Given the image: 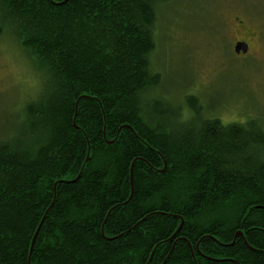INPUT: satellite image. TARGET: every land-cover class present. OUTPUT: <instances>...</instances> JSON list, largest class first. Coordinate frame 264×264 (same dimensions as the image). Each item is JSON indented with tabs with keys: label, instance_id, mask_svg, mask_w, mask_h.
I'll list each match as a JSON object with an SVG mask.
<instances>
[{
	"label": "trees",
	"instance_id": "1",
	"mask_svg": "<svg viewBox=\"0 0 264 264\" xmlns=\"http://www.w3.org/2000/svg\"><path fill=\"white\" fill-rule=\"evenodd\" d=\"M167 1L0 0L42 80L0 141V264H264V129L154 95Z\"/></svg>",
	"mask_w": 264,
	"mask_h": 264
},
{
	"label": "rangeland",
	"instance_id": "2",
	"mask_svg": "<svg viewBox=\"0 0 264 264\" xmlns=\"http://www.w3.org/2000/svg\"><path fill=\"white\" fill-rule=\"evenodd\" d=\"M151 90L189 115L191 97L204 117L250 121L264 129V0H168L156 9ZM243 27L255 34L245 53ZM41 73L10 35L0 36V141L12 138L24 106L41 90Z\"/></svg>",
	"mask_w": 264,
	"mask_h": 264
},
{
	"label": "flooded vegetation",
	"instance_id": "3",
	"mask_svg": "<svg viewBox=\"0 0 264 264\" xmlns=\"http://www.w3.org/2000/svg\"><path fill=\"white\" fill-rule=\"evenodd\" d=\"M242 31H243V33H242L243 35L239 36V39H237L236 43L237 42H242V43L246 44L247 45L246 51H248V48H249V45H250V40H251V42L253 44V42H254L253 40H254V38L256 36H255V34H253V32H251L246 27H243ZM240 52H243V51L240 50L238 53H240ZM243 53H245V52H243Z\"/></svg>",
	"mask_w": 264,
	"mask_h": 264
},
{
	"label": "water",
	"instance_id": "4",
	"mask_svg": "<svg viewBox=\"0 0 264 264\" xmlns=\"http://www.w3.org/2000/svg\"><path fill=\"white\" fill-rule=\"evenodd\" d=\"M246 49H247V45L246 44H244V43H242V42H237L236 44H235V51L238 53L240 50L241 51H243V52H246ZM89 155V154H88ZM88 155H87V157H86V159H85V163L87 162V160H88ZM84 166V165H83ZM81 173V172H80ZM79 173V174H80ZM79 176V175H78ZM77 176V177H78ZM77 177L75 178V179H73V180H70V181H74V180H76L77 179ZM53 203V202H52ZM52 203H51V205H52ZM50 205V206H51ZM49 206V207H50ZM48 207V208H49ZM42 221V220H41ZM41 223V222H40ZM40 225V224H39ZM39 227V226H38ZM37 230H38V228H37ZM37 230H36V232H37ZM36 232H35V235H36ZM237 234H241L240 232L239 233H237ZM35 235H34V237H35ZM34 237H33V239H34ZM31 251V250H30Z\"/></svg>",
	"mask_w": 264,
	"mask_h": 264
},
{
	"label": "bare ground",
	"instance_id": "5",
	"mask_svg": "<svg viewBox=\"0 0 264 264\" xmlns=\"http://www.w3.org/2000/svg\"><path fill=\"white\" fill-rule=\"evenodd\" d=\"M236 236V235H235Z\"/></svg>",
	"mask_w": 264,
	"mask_h": 264
}]
</instances>
